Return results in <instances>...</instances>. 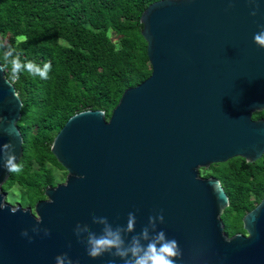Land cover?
I'll return each instance as SVG.
<instances>
[{"label":"water","instance_id":"water-1","mask_svg":"<svg viewBox=\"0 0 264 264\" xmlns=\"http://www.w3.org/2000/svg\"><path fill=\"white\" fill-rule=\"evenodd\" d=\"M141 24L151 75L110 118L87 109L68 119L51 147L67 176L34 207L9 203L3 190L4 164L13 152L19 163L24 139L23 100L0 71V264H123L91 258L87 239L126 226L129 213L126 243L144 227L150 237L163 230L182 251L175 264H264V198L243 217L246 233L230 236L229 195L201 173L264 155V118H254L264 111V48L254 41L264 0H158Z\"/></svg>","mask_w":264,"mask_h":264},{"label":"trees","instance_id":"trees-1","mask_svg":"<svg viewBox=\"0 0 264 264\" xmlns=\"http://www.w3.org/2000/svg\"><path fill=\"white\" fill-rule=\"evenodd\" d=\"M158 0H0V63L10 79L4 50L43 68L48 79L21 73L15 81L23 100V170L4 183L34 207L67 170L53 154V141L68 119L87 109L110 118L123 93L152 73L141 16ZM264 118V111L254 114ZM221 180L230 198L222 218L227 233H246L243 217L264 198V155L255 162L235 157L202 169Z\"/></svg>","mask_w":264,"mask_h":264},{"label":"clouds","instance_id":"clouds-1","mask_svg":"<svg viewBox=\"0 0 264 264\" xmlns=\"http://www.w3.org/2000/svg\"><path fill=\"white\" fill-rule=\"evenodd\" d=\"M258 8V5H257ZM257 12L254 10L251 15L255 16ZM255 43L264 48V26H261V31L254 35ZM3 48V44H0ZM3 59L8 62L10 70V79L7 80L10 86L19 79L20 74L27 73L32 77H39L41 80L48 79V74L51 71V64L45 63L43 68L36 65L32 61L24 62L18 55H14L13 49L4 50ZM0 67V71H4ZM14 96L17 97L16 91ZM8 145H3V150H6ZM17 156L13 152L8 155L4 168L9 173H19L23 170L22 164L16 162ZM127 224L124 227L113 229L111 226L105 228L99 235L90 233L87 239V253L95 259L103 256L105 253L119 257L123 260V264H175L176 258L182 256L180 246L175 239L166 238L163 230L158 231L154 236H149V229L144 227L139 234L132 235L130 242L126 243L122 233H132L135 226V216L133 213L128 214ZM159 219L164 222L163 214H159ZM150 222L154 220L149 217ZM142 240L146 243H142ZM58 264H63L60 257H57ZM115 264V261H113Z\"/></svg>","mask_w":264,"mask_h":264},{"label":"rangeland","instance_id":"rangeland-1","mask_svg":"<svg viewBox=\"0 0 264 264\" xmlns=\"http://www.w3.org/2000/svg\"><path fill=\"white\" fill-rule=\"evenodd\" d=\"M56 171L59 172V176L61 178V183L64 181V179L66 178V176H64V171L63 170H58L57 168H55ZM20 191L17 189V188H14L12 190H9L8 192H5L6 193V199L9 201V203L13 204V205H18V204H21L23 205L24 207H31L29 205V201L23 199L21 196H20Z\"/></svg>","mask_w":264,"mask_h":264}]
</instances>
